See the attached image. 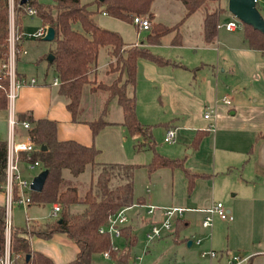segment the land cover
<instances>
[{"label": "crops", "instance_id": "0c3cea01", "mask_svg": "<svg viewBox=\"0 0 264 264\" xmlns=\"http://www.w3.org/2000/svg\"><path fill=\"white\" fill-rule=\"evenodd\" d=\"M194 14L185 17L184 12V26L191 23ZM199 17L200 22L195 26L197 37L193 41H187L188 34L184 36L179 28L161 38V42L165 41L164 45L161 42L150 44L147 41H125L126 44L147 46L153 53L168 60L166 64L158 65L148 59H138L134 90L136 115L142 126H151V138L156 152L168 158L184 159L187 169L200 174L192 190H188L187 177L180 168L162 167L152 172L147 170L146 165L152 160L153 150L146 146L148 140L141 133L132 136L127 133L120 124L122 110L118 107L109 105L106 118L113 123L102 128L95 136L88 124L72 120L66 108V99L58 93L57 85L51 83L56 75L48 68L46 55L50 45L32 61H22V56L27 52L19 55L17 74L35 77L37 83L17 90L13 112L17 121H22L18 116L23 114L34 119L54 121L58 140H74L82 145L94 146L98 150L95 156L98 164L136 165L133 188L137 201L134 204L187 208L174 221L175 227L171 232L165 235L167 237L172 234L173 241L178 244L190 241L191 244L187 246L196 245L192 240L194 234L188 235V229L197 216L203 218L205 209L221 201L233 215V220L224 221L227 224L226 246H219L213 237L210 241L205 237L196 246L216 251L228 250L249 257V264H264V51L248 46L242 28H217L215 41L206 44L202 37V17ZM233 18L231 13L224 12L219 16L218 23H226ZM154 21L162 23L156 17ZM32 39L39 38L24 35L19 47L22 48ZM162 46L166 51L161 50ZM101 52L104 56L99 62ZM109 60L107 48L101 47L97 58L98 80L110 79L107 74ZM50 74L52 78H49ZM224 97L230 100V104L224 102ZM209 110L213 111L211 119L204 117V113ZM209 126L213 128L209 129ZM168 127L176 129V139L170 144L173 148L169 150L158 146L157 142L160 137L163 143L162 137ZM14 130L18 139H24L27 135L20 125ZM197 132L204 134L198 144L194 145ZM9 133L8 110H0V140L6 141ZM137 143L145 146L137 148ZM20 167L22 175L32 171L23 163ZM86 169L91 180V169ZM80 175L73 177L68 170L63 173L65 179L75 181L79 188L90 181L78 179ZM34 177L29 175L25 179L32 181ZM80 193H83L81 189ZM4 203L5 194L1 189L0 206H4ZM15 206L21 205L13 204L10 209L14 229L23 228L29 221L46 223L52 219L53 204L30 203L26 207L21 206L24 209L23 216L18 215L17 210L14 211ZM82 208V204H77L71 210L77 212ZM132 209L134 207L126 212ZM160 218L159 210L151 217L146 210L141 212L136 209L128 215L124 226H129L135 235L136 229L143 227L146 234L151 221ZM200 228L202 231L198 234L202 236L210 231L202 225ZM117 240L125 244L121 251L127 252V255L121 257L130 258L134 264L138 257H130L122 236ZM144 244L147 253H150L148 248L152 243L147 246L145 238ZM30 245L33 252L50 257L54 264L68 263L76 258L78 252L76 243L62 232L47 239L32 236ZM223 261L219 259L196 264H217Z\"/></svg>", "mask_w": 264, "mask_h": 264}, {"label": "trees", "instance_id": "16d2710c", "mask_svg": "<svg viewBox=\"0 0 264 264\" xmlns=\"http://www.w3.org/2000/svg\"><path fill=\"white\" fill-rule=\"evenodd\" d=\"M20 1L15 0L17 11H22L25 6L32 7L42 24L54 29L55 35L48 53L53 55V59L47 63L59 79L57 90L66 99V108L72 120L88 124L95 136L102 128L113 123L106 118V114L111 101L116 100L122 110L120 124L131 136L141 133L148 140L146 146L153 150L152 160L146 165L147 170L152 172L162 167L180 168L187 177L188 190H192L200 174L187 169L184 159H172L156 152L151 138V126H142L136 115L134 90L138 59H148L158 65L166 64L168 60L142 45L126 44L118 32L100 26L94 14L101 11L129 22H132L134 16L147 17L150 22L147 42L150 44H159L164 35L176 30L178 26L155 22V16L150 10L152 0H52L50 4L38 3L36 0L20 4ZM179 1L185 8V17L192 13L201 15L203 41L206 44L213 43L219 16L226 12L221 5L222 0ZM92 5L96 6L95 10L90 9ZM77 24L80 30L76 28ZM242 29L248 46L264 51V34L246 23H242ZM7 38L8 0H0V110L8 107V79L2 70V64L8 56ZM101 47L107 48L110 58L107 74L116 73L108 82L97 81V58ZM89 96L94 101L91 106L86 101ZM18 119L31 124L27 134L38 146L32 158L39 160L43 170L48 171L42 190L31 191V203L60 204L61 210L58 217L49 222L29 221L23 228H12L10 252L11 255H19L16 264H54L50 257L32 251L30 238L37 236L47 239L58 232L65 233L78 247L76 258L66 264H93L94 254L103 252H107L115 264H129L128 259L117 254L118 249L113 248L108 235L100 233L99 228L117 210L132 206L137 201L133 188L136 165L98 164L95 162L98 150L94 146L82 145L74 140H58L54 121L34 119L28 114L20 115ZM203 134L197 132L194 145L198 144ZM43 146L45 149H42ZM136 146L140 148L145 145L137 143ZM5 164L6 141L0 140V190ZM87 167L91 169V180L83 193H80L79 185L65 179L63 171L68 170L73 177H77ZM77 204H82L83 208L72 212V206ZM4 218L5 207L0 206V258L5 244ZM121 236L128 250L137 241L129 226L121 228ZM26 255L30 256L28 260Z\"/></svg>", "mask_w": 264, "mask_h": 264}, {"label": "built area", "instance_id": "2783aa9c", "mask_svg": "<svg viewBox=\"0 0 264 264\" xmlns=\"http://www.w3.org/2000/svg\"><path fill=\"white\" fill-rule=\"evenodd\" d=\"M255 4L259 12L264 17V0H255ZM22 11L30 16L36 15V10L32 7L25 6L22 8ZM105 14V13H103ZM132 22L139 28V30L146 31L150 27V22L147 17L144 16H134ZM217 28H224L226 30H236L242 28V22L239 21L236 17L226 23H217ZM47 26H41L35 33L25 34L19 28V25L15 24L14 20V9L13 6H10L8 11V56L7 60L2 64V70L6 78L8 79V88L6 91V96L8 100V124L10 127V133L6 140V164H5V174L4 179L1 184V189L5 194V244L3 255L0 258V264H16V258H19V255H11L10 252V235L12 230L11 224V215L10 209L13 204L21 205L26 207L31 203L30 197V183L26 179L22 178L21 167L20 165L25 164L26 168L33 170L39 168L43 170L42 163L39 160H34L32 158V153L38 149L29 135L27 134L24 139H18L15 136V127L20 125V127L26 131L31 128V124L26 121H17L13 112V105L16 98L17 90L23 86L35 85L37 79L35 77H25L17 74L16 71V62L17 57L20 54L26 53L24 49L19 47V43L24 35L27 37L33 38H43L46 34ZM52 85H58V77H54L51 81ZM226 104H230V100L227 97L223 98ZM204 117L211 119L213 117V111L209 110L204 113ZM212 126H209V129H212ZM176 139V129L173 127L166 128L162 141L165 144H171ZM131 207H141L146 210V213L151 217L155 215L156 211L161 212V218L159 220L153 219L150 223L149 229L145 234L146 245L161 239L167 233H170L174 221L181 217L183 212L187 210L184 207L170 206V207H160L151 204H133L132 206L123 207L117 210L114 214L110 215L108 221L105 225L99 228L100 233L107 234L110 242L113 245L114 249H118L115 246L114 238L121 237V228L126 225L128 221V216L126 214L127 209ZM61 205L54 204L51 210V217L56 219L60 213ZM205 217L203 218L201 225L205 229H211L213 226V216H217L223 221L233 220V215L226 210L224 204L221 201H217L212 204L211 207L204 210ZM203 238L197 239L194 243L200 245ZM103 255L109 257L107 252H103ZM200 257L202 259H207L208 261L224 259L223 262L217 264H248L249 257L242 256L237 253H233L228 250L216 251L214 249H203L200 252ZM141 258H137L134 264H140Z\"/></svg>", "mask_w": 264, "mask_h": 264}, {"label": "rangeland", "instance_id": "374dc122", "mask_svg": "<svg viewBox=\"0 0 264 264\" xmlns=\"http://www.w3.org/2000/svg\"><path fill=\"white\" fill-rule=\"evenodd\" d=\"M36 1L42 4L52 3V0H36ZM82 1L84 2L87 0H82ZM221 2H222L221 5L225 8L226 12H228L227 11V0H222ZM10 6H13V9H14L15 24L16 25L18 24L20 29L22 26V31L25 34L35 33L38 30V28L42 26V22L40 18L37 16V14L35 16H30V15L25 14L21 10L17 11L15 0H8V11L10 9ZM90 9L95 10L96 6L92 5L90 6ZM150 10L154 14V16L158 19V21L162 23H166V24L169 23V24L178 26V28L181 30L184 36H186L185 34H188L187 41H190V40L193 41L197 37L195 26L197 25V22L198 23L200 22L199 21L200 14L195 13L193 16L194 18L190 20L191 23L189 25L187 24V26H184L182 17L185 12V8L181 1L179 0H152ZM94 17H95L96 22L100 26L106 29L118 32L122 36L123 40L126 41V43H131V42L140 43V42L147 41V35L149 33V30H146V31L139 30V28L133 22L113 18L111 16H108L107 14H103L101 11H97L94 14ZM192 27H193V30H192ZM76 28H78L79 30L81 29L79 24H77ZM49 43H50L49 41H45L43 40V38L28 40L22 47L27 52L25 55L22 56L23 57L22 61L25 62L26 60L28 61L35 60L37 56L45 52L46 48L49 47V45L51 46V43L50 44ZM164 43L165 41L162 40L161 44L164 45ZM144 47H147V46H144ZM161 50L166 51V48L162 46ZM102 53L103 52L100 53L99 62L100 60H103L104 55ZM18 58H19V55L17 59ZM27 63L30 64V62H27ZM109 75H110V79L106 81L103 80L104 82L110 81L116 75V73H111ZM49 78H52L51 74L49 75ZM97 81H102V80L97 79ZM86 101L88 102L89 106L94 104L92 96H89L86 99ZM110 105H111L110 107H118L119 109H121L120 106L117 105L116 100H113ZM157 142H158V146L161 145L162 147H164V149L169 150L173 148V146L170 144L168 145V144L161 143L160 137H158ZM65 171L67 170H64L63 173ZM87 171L88 169H86L85 172H83L78 179L84 182H88L90 180L89 179L90 176H88ZM39 173H40V170L36 168L32 171L23 173L22 178L23 179L28 178L29 175L31 177H34ZM87 186L88 184L86 183L82 184L80 188L81 191H84L87 188ZM80 189H79V192H80ZM136 209L140 210L141 212L145 210L144 208L134 207V209L126 212V214L128 215L133 214L136 211ZM15 210L18 211L17 212L18 215L23 216L22 211L24 209L21 206H18V207L15 206L14 211ZM204 217L205 215L203 216V218ZM215 217L217 216H213V226H212L213 228L212 230L209 229L210 231H208L206 236L205 235L202 236L198 234V232L202 231V229L200 228V225H201L200 223L202 222L203 218L200 219V217L197 216L194 219L190 228L187 231L188 235L192 233L194 234L193 239H192L194 240V242L197 241V239L199 238H203L204 240L205 237L209 238L207 240L210 241V238L212 239L213 237V239L216 240L219 246H226V241H227V227L226 226L227 224L224 221L220 220L218 217H217V220H215ZM51 218L53 219V217ZM145 230L146 229H144L143 227H138L136 229L137 241L129 249L130 257L132 256L134 258L135 257L141 258L140 264H196L198 262L208 261L207 259L200 258L199 254L203 249H211V248H204L203 246L198 247L196 245L187 246L186 242L178 244L175 241H173L174 236L172 234H169L167 237L164 236L165 238L163 237L161 240H158L152 243L148 248V250L150 249L151 251L150 253H147V250L144 244ZM117 239L118 238L113 239L115 246L118 248V250L115 249L117 251V254L119 256L127 255V252L124 253L121 251L125 248V244L123 242H120ZM128 258H129V255H128ZM128 263L132 264V261L130 258L128 259ZM93 264H115V262L112 259L102 254H96L93 257Z\"/></svg>", "mask_w": 264, "mask_h": 264}, {"label": "water", "instance_id": "95a60500", "mask_svg": "<svg viewBox=\"0 0 264 264\" xmlns=\"http://www.w3.org/2000/svg\"><path fill=\"white\" fill-rule=\"evenodd\" d=\"M26 1L27 0H21L20 4H24ZM99 1L102 2L103 0ZM227 10L242 23L251 25L254 29L264 34V17L257 9L255 0H227ZM54 35V29L52 27H47L43 40L51 42L54 39ZM52 59L53 55L48 54L47 61H51ZM42 149H45V147L43 146ZM47 175L48 171L45 169L37 174L30 183V190L37 192L41 191ZM187 244L190 245L191 242L188 241ZM25 258L28 260L30 256L26 255Z\"/></svg>", "mask_w": 264, "mask_h": 264}]
</instances>
